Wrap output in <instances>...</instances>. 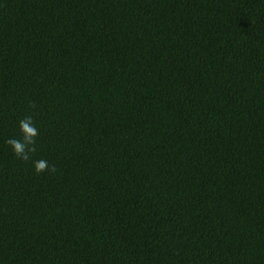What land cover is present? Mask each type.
<instances>
[{"label": "trees", "instance_id": "16d2710c", "mask_svg": "<svg viewBox=\"0 0 264 264\" xmlns=\"http://www.w3.org/2000/svg\"><path fill=\"white\" fill-rule=\"evenodd\" d=\"M0 264H264V0H0Z\"/></svg>", "mask_w": 264, "mask_h": 264}, {"label": "clouds", "instance_id": "9594fccd", "mask_svg": "<svg viewBox=\"0 0 264 264\" xmlns=\"http://www.w3.org/2000/svg\"><path fill=\"white\" fill-rule=\"evenodd\" d=\"M19 131L21 133L20 139H9L6 143L10 146L13 154L21 160H28L29 153L35 151L34 138L38 135L36 127L33 125L31 118L22 119L18 122ZM46 168V161L38 162L34 165L37 173L44 171ZM48 171H54L53 168H48Z\"/></svg>", "mask_w": 264, "mask_h": 264}]
</instances>
